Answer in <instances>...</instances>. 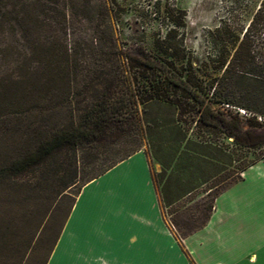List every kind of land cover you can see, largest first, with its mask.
Returning a JSON list of instances; mask_svg holds the SVG:
<instances>
[{
	"label": "trees",
	"instance_id": "16d2710c",
	"mask_svg": "<svg viewBox=\"0 0 264 264\" xmlns=\"http://www.w3.org/2000/svg\"><path fill=\"white\" fill-rule=\"evenodd\" d=\"M254 1H238L210 32L215 54L205 73L173 9L163 34L121 47L118 2L100 0L83 10L96 23L78 49L61 34L79 0H0V130L34 140L0 160V183L20 185L32 173L28 184L52 179L63 191L81 180L79 193L146 142L175 236L203 227L216 197L264 158V0L251 8Z\"/></svg>",
	"mask_w": 264,
	"mask_h": 264
},
{
	"label": "crops",
	"instance_id": "0c3cea01",
	"mask_svg": "<svg viewBox=\"0 0 264 264\" xmlns=\"http://www.w3.org/2000/svg\"><path fill=\"white\" fill-rule=\"evenodd\" d=\"M264 264V158L179 240L139 150L82 186L46 264Z\"/></svg>",
	"mask_w": 264,
	"mask_h": 264
},
{
	"label": "rangeland",
	"instance_id": "374dc122",
	"mask_svg": "<svg viewBox=\"0 0 264 264\" xmlns=\"http://www.w3.org/2000/svg\"><path fill=\"white\" fill-rule=\"evenodd\" d=\"M99 1L79 0L80 11H73V17L66 23V35L61 34L63 39L67 37L71 46L76 45L79 49V46L88 43L96 21L92 23L84 19L83 10L91 9ZM238 1L241 0H117L122 22L119 26L113 22L112 26L117 44L126 47L127 43L149 39L151 32L163 34L172 27L174 24L164 15L169 8L173 9V16H182L183 25L179 27V32L186 49L192 54L195 68L199 72L209 73L211 68L205 67L204 63L209 65L215 54L210 32L228 17ZM255 5L256 0L251 8ZM233 111L236 112V109ZM237 111L244 115L243 110ZM1 131L0 160L33 147L34 140L24 134L27 131L10 132L8 136ZM140 150L148 156L156 176L160 165L152 160L146 142H143ZM96 166L92 164L82 169L81 178L90 176ZM23 179L20 185L0 183V264H45L81 185L80 180L76 186L63 191L52 179L41 187L28 184L32 173L24 175ZM209 199L207 197L205 200ZM162 207L166 218L171 219L169 208Z\"/></svg>",
	"mask_w": 264,
	"mask_h": 264
}]
</instances>
